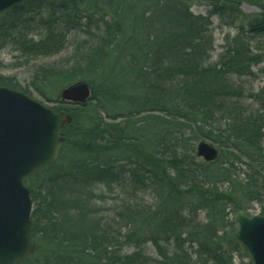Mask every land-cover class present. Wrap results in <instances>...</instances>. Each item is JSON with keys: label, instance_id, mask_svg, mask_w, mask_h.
Returning a JSON list of instances; mask_svg holds the SVG:
<instances>
[{"label": "trees", "instance_id": "obj_1", "mask_svg": "<svg viewBox=\"0 0 264 264\" xmlns=\"http://www.w3.org/2000/svg\"><path fill=\"white\" fill-rule=\"evenodd\" d=\"M201 3L208 14L191 10ZM211 14L235 30L213 63ZM72 30L90 36L85 53L32 66L24 85L0 74L71 116L57 160L24 178L36 249L17 264H251L231 215L264 200V116L241 104H264L241 81L264 59V0H23L0 13V47L28 66L58 55ZM76 81L91 98L60 101ZM200 140L215 160L195 154ZM117 187L131 197L112 208Z\"/></svg>", "mask_w": 264, "mask_h": 264}, {"label": "water", "instance_id": "obj_2", "mask_svg": "<svg viewBox=\"0 0 264 264\" xmlns=\"http://www.w3.org/2000/svg\"><path fill=\"white\" fill-rule=\"evenodd\" d=\"M23 0H0V13ZM90 86L76 81L60 91V100L82 105ZM71 116L55 112L21 91L0 86V264H17L36 249L31 237L32 189L23 179L54 162L63 146ZM195 153L205 162L218 156L214 145L199 141ZM236 237L252 264H264V216L237 209L232 217Z\"/></svg>", "mask_w": 264, "mask_h": 264}, {"label": "rangeland", "instance_id": "obj_3", "mask_svg": "<svg viewBox=\"0 0 264 264\" xmlns=\"http://www.w3.org/2000/svg\"><path fill=\"white\" fill-rule=\"evenodd\" d=\"M241 10L245 14H252L258 12V8L252 4L243 2L240 6ZM191 10L194 13H202L204 15L208 14L209 7L205 3L199 5H193ZM211 26L210 31L213 39L212 50L210 52V57L208 62H215L217 55L222 51L224 44L225 35H232L235 30L234 28L227 25L223 19L219 18L216 14H211ZM85 42L88 46V43L91 42L90 36L82 34L80 31L72 30L69 32L67 37V43L63 50L60 53L53 57H44L40 60L32 61L29 63V66L24 62L21 64V59L19 58V51L17 48L10 42H4L0 47V74L14 76L19 83L24 85L28 82L31 72L33 70L32 66L36 64L53 65L55 67H62L65 64L67 59L73 58L76 53V50H80L83 53L87 51V48L84 47L81 42ZM264 47V46H262ZM254 74L249 77L242 78V83L246 88H251L253 91H259L260 89L264 90V59L261 63L253 68ZM33 99L38 102L43 103L45 106L51 107L54 106L53 103L45 101L40 95L36 92L31 91ZM241 104H243V110L250 113H258L264 116V104L254 102L252 99H242ZM264 132V130H263ZM208 141V140H207ZM210 142V141H208ZM211 143V142H210ZM264 144V138H263ZM247 167L246 163L240 165L239 171L245 170ZM131 197L130 190L127 187H117L115 191L109 195V198L106 200V205L111 207L112 205H117L120 198H129ZM148 196L144 195V200H147ZM247 212L249 214H260L261 206H264V200L261 203L257 202H248L245 201ZM112 206V208L114 207ZM232 216V215H231ZM241 260L240 257L236 259V262L239 263ZM250 258H242V262L249 261Z\"/></svg>", "mask_w": 264, "mask_h": 264}]
</instances>
